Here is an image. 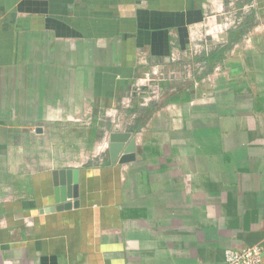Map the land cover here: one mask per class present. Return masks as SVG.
I'll return each instance as SVG.
<instances>
[{
    "label": "crops",
    "instance_id": "0c3cea01",
    "mask_svg": "<svg viewBox=\"0 0 264 264\" xmlns=\"http://www.w3.org/2000/svg\"><path fill=\"white\" fill-rule=\"evenodd\" d=\"M65 169L78 204L51 211ZM256 244L264 261V0H0V264Z\"/></svg>",
    "mask_w": 264,
    "mask_h": 264
},
{
    "label": "water",
    "instance_id": "95a60500",
    "mask_svg": "<svg viewBox=\"0 0 264 264\" xmlns=\"http://www.w3.org/2000/svg\"><path fill=\"white\" fill-rule=\"evenodd\" d=\"M134 149L135 140L130 132H112L109 134L108 151L112 164L116 161L120 164L132 161L135 156ZM52 173L56 204L50 207V210L77 206V200L70 203L67 199H77L78 197V170H54Z\"/></svg>",
    "mask_w": 264,
    "mask_h": 264
},
{
    "label": "built area",
    "instance_id": "2783aa9c",
    "mask_svg": "<svg viewBox=\"0 0 264 264\" xmlns=\"http://www.w3.org/2000/svg\"><path fill=\"white\" fill-rule=\"evenodd\" d=\"M225 264H264L263 249L260 244L228 248L224 251Z\"/></svg>",
    "mask_w": 264,
    "mask_h": 264
},
{
    "label": "trees",
    "instance_id": "16d2710c",
    "mask_svg": "<svg viewBox=\"0 0 264 264\" xmlns=\"http://www.w3.org/2000/svg\"><path fill=\"white\" fill-rule=\"evenodd\" d=\"M219 54V51H214L212 52V57L216 58ZM142 123V121L140 123H138V126Z\"/></svg>",
    "mask_w": 264,
    "mask_h": 264
},
{
    "label": "rangeland",
    "instance_id": "374dc122",
    "mask_svg": "<svg viewBox=\"0 0 264 264\" xmlns=\"http://www.w3.org/2000/svg\"><path fill=\"white\" fill-rule=\"evenodd\" d=\"M149 83V82H148ZM149 84H153V83H149Z\"/></svg>",
    "mask_w": 264,
    "mask_h": 264
}]
</instances>
